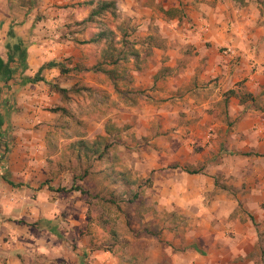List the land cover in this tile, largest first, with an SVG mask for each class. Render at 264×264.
<instances>
[{"label": "crops", "instance_id": "obj_1", "mask_svg": "<svg viewBox=\"0 0 264 264\" xmlns=\"http://www.w3.org/2000/svg\"><path fill=\"white\" fill-rule=\"evenodd\" d=\"M1 1L0 57L7 61L8 46L20 42L27 64L22 76H30L47 59L44 54L35 58L39 48L30 45V3L34 0H5L7 12ZM83 1L77 0L76 5L83 12L90 11L79 5ZM115 1L142 36L131 46L136 55L129 52L118 63L133 62V88L143 98L135 104L125 101L119 88L108 90L110 98L121 96L113 109L114 128L129 125V137L123 139L136 162L133 170L128 165V171L142 177L152 174L154 200L168 213L180 216L163 223L187 224L185 244L170 257L171 264H264V0H169L162 5L161 0H153L155 5L152 0ZM82 32L74 35L82 36ZM78 43L66 40L60 45V58L73 63L68 67L100 73L108 81L117 79L118 64L104 61L103 51L99 62L87 64L95 59L91 51L98 44ZM115 45L123 53L128 50L125 42ZM15 60L16 69V55ZM98 64L101 67L94 68ZM13 76L17 78L18 72ZM28 85L7 91L0 83V112L9 147L6 170L0 173V264H30L35 255L50 252L44 234H59L52 224L56 216L49 211L53 204L48 202L57 191L37 187L30 200V184L14 180L28 177V171L18 172L14 164L15 144L26 147L30 140L34 145L33 128L38 122L16 125L6 115L13 111L15 93ZM26 156L23 151L21 158ZM184 168L198 173H187ZM166 229L146 233L174 235L176 230ZM70 243L77 246L74 249L66 242V249L61 247L65 259L74 255L77 262L91 253L81 239ZM53 246L56 250L60 244L57 241ZM108 260L115 264L114 258Z\"/></svg>", "mask_w": 264, "mask_h": 264}, {"label": "rangeland", "instance_id": "obj_2", "mask_svg": "<svg viewBox=\"0 0 264 264\" xmlns=\"http://www.w3.org/2000/svg\"><path fill=\"white\" fill-rule=\"evenodd\" d=\"M4 2L5 0L1 1L3 10L7 12V2L6 6ZM163 2L168 4L169 0H161L160 4ZM76 3L77 0H34L30 3L33 7L30 12V24L33 23L30 45L35 44L39 48L34 57L44 54L47 58L44 64L57 61L69 71L60 75L57 68L44 70L41 72L44 81L20 87L15 93L11 105L13 111L7 113V118H12L11 123L17 122L16 125L27 121L38 123L33 128L34 145H30V140L26 147L21 142L15 144L18 155L15 156L17 158L14 164L19 166L16 167L18 172L23 169L28 171V177L26 181L18 176L14 180L27 186L30 184L31 200L37 194L35 189L40 183L48 182L54 189L69 188L74 179L82 177L76 182L89 194L103 199L96 201L97 205L92 208L78 192H59V195L58 192H52L48 202L53 205L49 211L56 216L52 224L59 230V234L54 235L55 237L50 233H45L44 237L42 235L45 244L49 245L46 247H50V252L43 253L42 257L35 255L30 264H112L108 260L110 257L115 259V264H155V260L156 264H171L170 257L176 256L185 244L187 224L180 222L173 226L163 223L165 219L178 220L180 216L168 213L154 200L156 192L151 189L152 174L142 177L131 173L136 162L133 157L135 154L129 151L127 141L123 139L124 136L129 137V125H120L116 130L113 123V109L120 103L117 97L119 100L121 98L119 95L113 98H110V93L108 95V90H112L114 83L116 89L119 88L124 93L125 101L136 104L143 98V94L133 88V62L125 60L118 63L115 67L117 79L108 81L100 73L84 72L72 66L71 69L68 67L73 64L70 58H60V45L66 40L76 44L99 29H111L116 34V42H125L128 50L125 49L120 55L124 58L129 56L131 46L136 41H141L142 36L132 19L127 21L122 15L124 11L119 7L114 16L104 14L92 26L93 29L77 25V18H85L89 10L83 12ZM152 3L155 5V1L152 0ZM3 22L4 18L0 22V29ZM76 32H82V36H75ZM74 48L78 47L74 45ZM103 48V45L98 44L92 49L91 54L95 59L87 63L88 65L99 62ZM37 70L30 72V76H34ZM56 85L64 88L73 85L91 86L99 91L93 94L85 91L78 94L71 92L70 100L64 101L54 91L53 86ZM105 127L111 128L110 136L104 134ZM95 141L99 143V152H105L102 159H99L98 153L80 148L82 142L90 145ZM134 141L136 139L133 137L132 142ZM23 151L27 152L24 159L21 158ZM130 164L132 169L128 171ZM120 174L130 177L129 180L134 183L124 185V177ZM101 214L106 215L109 225L116 231L115 239L105 231L103 222L100 221ZM167 227L176 228L174 235L168 232H162L159 236L146 233V230L154 233L167 230ZM75 239L83 240L91 249V253L81 256L77 262L74 255L73 259H65L61 249L62 246L66 249V242L71 246L70 242ZM57 241L60 246L53 250ZM72 246L75 249L77 245L73 243ZM67 250L66 256L70 249ZM91 255L94 257L90 258Z\"/></svg>", "mask_w": 264, "mask_h": 264}, {"label": "trees", "instance_id": "obj_3", "mask_svg": "<svg viewBox=\"0 0 264 264\" xmlns=\"http://www.w3.org/2000/svg\"><path fill=\"white\" fill-rule=\"evenodd\" d=\"M240 3H244V0H237ZM79 5L84 6L85 8H89V14L81 21L77 22V25H83L87 27L94 26L99 19L103 17L104 14L108 13L111 15H115V11L117 10V3L115 0H99L97 2H94L93 0H84L82 3ZM8 35L10 38L13 37V33L11 29L8 32ZM120 42H124L123 40H119ZM81 44H86V43H96V44H103V54L102 58L104 61L107 59L110 60L111 64L117 65L118 61L122 58L120 57L121 53L123 54V49L117 48L115 43H116V34L113 30H107V29H99V31L94 32L91 34L89 39L84 40L79 42ZM8 58L7 61H4L0 57V83L1 87L6 89L7 91H12L14 89L15 85L18 86H25L27 84H35L40 81H44L43 76H41V72L44 69H52V68H57L60 72L61 75L67 73L69 70L65 69L63 64L60 62H55L51 61L46 64H43L40 66V68L37 70L36 74L34 76H22L24 71L27 69V64L25 62V57L26 53L25 50L22 46V44L19 42L17 44H14L13 46H8ZM15 55L17 56V62H18V67L15 69ZM130 55L135 56L136 52L135 50H130ZM105 63V62H104ZM101 67V64L98 66H95L94 68L98 69ZM18 72L19 76L15 78L13 76L14 72ZM114 88L115 83L113 84ZM54 91L58 93L64 101H69L70 100V93H80V92H87L89 94L94 93L96 91L92 90L89 87L86 86H76L73 85L71 88L66 89L62 88L60 86H53ZM93 91V92H92ZM4 127V120L2 118V114L0 112V173H2L4 170H6L5 164H4V159L5 156L9 152V147H8V142L6 140V134L5 130L3 129ZM110 129L108 127H105V134L109 135L110 134ZM99 143L95 141L94 143L88 145L87 143H81L80 148L86 149V151H91L93 153H98L99 159H102L103 156L105 155V152L102 150L99 152ZM2 147V148H1ZM184 171L187 173H198V171H191L187 168H184ZM123 176V174H120ZM82 177H78L73 180L71 186L69 188H57L54 189L50 184L47 183H40L38 185V189H42L43 187H47L48 190L50 191H57V192H64V193H70V192H79L82 196L86 198L87 205L89 207H95L97 205L96 201H100V199L97 195H92L89 194L86 190L82 188L76 180H81ZM2 179L9 183L11 185V182L7 180V178L2 176ZM123 181V180H122ZM134 182L129 181L127 178L124 177V185H130L133 184ZM100 218H102L103 226L105 231L107 232L108 235L113 237L114 239L117 236L116 231L109 225L108 221L106 220V215L101 214Z\"/></svg>", "mask_w": 264, "mask_h": 264}, {"label": "built area", "instance_id": "obj_4", "mask_svg": "<svg viewBox=\"0 0 264 264\" xmlns=\"http://www.w3.org/2000/svg\"><path fill=\"white\" fill-rule=\"evenodd\" d=\"M229 52H231L230 50H228ZM232 53V52H231Z\"/></svg>", "mask_w": 264, "mask_h": 264}]
</instances>
